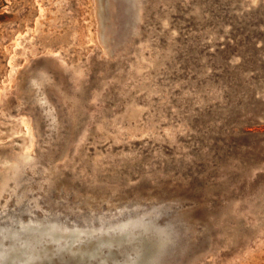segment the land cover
<instances>
[{
  "label": "rangeland",
  "instance_id": "374dc122",
  "mask_svg": "<svg viewBox=\"0 0 264 264\" xmlns=\"http://www.w3.org/2000/svg\"><path fill=\"white\" fill-rule=\"evenodd\" d=\"M134 4L0 0V241L142 215L163 264H264V0Z\"/></svg>",
  "mask_w": 264,
  "mask_h": 264
},
{
  "label": "water",
  "instance_id": "95a60500",
  "mask_svg": "<svg viewBox=\"0 0 264 264\" xmlns=\"http://www.w3.org/2000/svg\"><path fill=\"white\" fill-rule=\"evenodd\" d=\"M101 2L111 12V22H120L123 28L132 23L134 0ZM42 222L23 223L16 218L22 229L37 230L25 232L18 241L12 240L15 232L4 227L3 237L8 243L0 241V264H163L172 242L167 227H158L153 216L138 215L123 222L106 220L97 222L98 227L87 224L86 228L71 229L63 228L61 222ZM190 254V250L185 251V258L173 264H188Z\"/></svg>",
  "mask_w": 264,
  "mask_h": 264
}]
</instances>
